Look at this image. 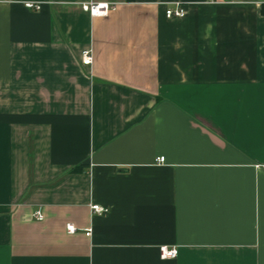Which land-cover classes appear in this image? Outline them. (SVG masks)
Returning a JSON list of instances; mask_svg holds the SVG:
<instances>
[{
    "label": "crops",
    "instance_id": "1",
    "mask_svg": "<svg viewBox=\"0 0 264 264\" xmlns=\"http://www.w3.org/2000/svg\"><path fill=\"white\" fill-rule=\"evenodd\" d=\"M23 1L0 0V264H264V0Z\"/></svg>",
    "mask_w": 264,
    "mask_h": 264
},
{
    "label": "built area",
    "instance_id": "2",
    "mask_svg": "<svg viewBox=\"0 0 264 264\" xmlns=\"http://www.w3.org/2000/svg\"><path fill=\"white\" fill-rule=\"evenodd\" d=\"M23 6L32 9V10H38L41 6V2L38 1H30L25 0L22 2ZM115 3H109V2H98V1H92L88 0L85 2H82L80 4V7L83 11L88 12L90 15H106L107 12L111 9L115 8ZM164 14L166 17H176L180 18L185 15V10L183 6L175 2L173 6H167L164 10ZM80 59L81 63L83 65H90L92 63V50L88 48H84L80 53ZM164 160L163 156H160L157 158L158 162H162ZM91 210L97 213H101L105 211V208L98 206L97 204H92L90 206ZM34 218L37 220L42 219V214L39 211H36L34 214ZM66 230L67 232H73L74 226L72 224H66ZM89 234V231H86V235ZM177 254V250L175 247H167V246H160L159 247V256L162 259H169L174 258Z\"/></svg>",
    "mask_w": 264,
    "mask_h": 264
}]
</instances>
